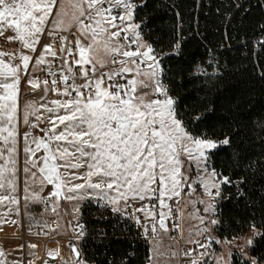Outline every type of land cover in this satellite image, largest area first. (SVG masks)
Returning <instances> with one entry per match:
<instances>
[{"label": "snow or ice", "instance_id": "obj_1", "mask_svg": "<svg viewBox=\"0 0 264 264\" xmlns=\"http://www.w3.org/2000/svg\"><path fill=\"white\" fill-rule=\"evenodd\" d=\"M147 2L0 0V36L11 30L8 41L19 45L11 53L0 51V231L5 224L20 225L22 212L30 233L57 231L63 200L74 202L76 223L67 227L83 241L88 233L80 209L87 202L142 229L148 245L143 264H179L181 258L189 264H264V255L253 254L264 240L255 223L249 225L252 237L243 242L239 236L213 235L212 226L220 223L218 205L227 199L224 186H235L243 198L247 177L232 179L215 168L213 157L230 147L231 139L200 130L212 107L186 112L171 95L162 60L181 55V40L174 41L171 53H162L145 38L147 18L139 11ZM231 2L235 9L243 7L240 0ZM259 6L264 8V0ZM258 32L264 57V23ZM217 63L209 49L192 75L211 80L218 76ZM254 63L264 79V67ZM38 71L48 78L34 76ZM37 91V99L22 103ZM255 127L264 142V122ZM242 165L246 173L256 167L264 174V155L248 162L237 155L235 167ZM38 204L57 216L55 227L37 218L32 207ZM185 222H193L186 237ZM180 240L194 247L180 248ZM224 244L232 245L227 259ZM70 247L74 264H90L78 245ZM48 255L55 260L59 252ZM0 264H7L3 249Z\"/></svg>", "mask_w": 264, "mask_h": 264}, {"label": "trees", "instance_id": "obj_2", "mask_svg": "<svg viewBox=\"0 0 264 264\" xmlns=\"http://www.w3.org/2000/svg\"><path fill=\"white\" fill-rule=\"evenodd\" d=\"M240 2L243 7L235 9L231 0H148L139 11L140 17L147 18L153 46L171 50L174 41L181 40V55H168L162 63L166 84L179 107L195 113L211 106L213 111L200 130L213 138L223 139L227 134L231 139V146L213 157L215 168L232 179L247 177L242 186L246 193L243 198L235 186H224L227 199L218 205L220 223L215 226L216 236L222 239L250 231L252 223L264 230V174L256 167L247 173L243 165L235 167L237 155L245 162L264 155V142L255 135L259 131L255 126L264 122V79L258 77L254 63L256 60L264 67L257 42L264 8L259 6L262 0ZM209 49L218 61L213 66L218 76L211 80L199 74L193 76V66L206 62ZM90 204L82 206L81 219H88ZM90 223L93 235L106 233L104 238L88 240V253L98 264H123L125 259L129 264H143L145 248L139 240L126 236L129 230L123 226L114 229L109 221L94 219ZM97 227L102 231L98 232ZM253 254L264 255V240L257 243Z\"/></svg>", "mask_w": 264, "mask_h": 264}, {"label": "rangeland", "instance_id": "obj_3", "mask_svg": "<svg viewBox=\"0 0 264 264\" xmlns=\"http://www.w3.org/2000/svg\"><path fill=\"white\" fill-rule=\"evenodd\" d=\"M5 35L7 34V36H3L4 40H1L0 42V50H3V52L5 53H11V48H6L5 45L8 44V37L13 36L14 33L11 30H7L4 33ZM34 74V73H33ZM41 93L39 91H37V93L35 94L36 96H39ZM23 97H28V98H33L35 96L33 95H25ZM26 129H21V131H24ZM201 191L198 189V192ZM45 194H47V190L45 192ZM39 204L38 205H33L32 207V211L37 215V218L44 221V222H49L50 220L56 221L57 222V216L55 214H51L50 212H43V215H40V208H39ZM201 207L202 206H198ZM13 219H16V217H12ZM21 224L20 225H13V224H5L2 226V229H10L12 228V231L15 233L20 234L23 230L26 231L27 234H30L32 237H34V239L32 240L34 242V244L32 243V245H36V247L34 249H30L26 248L25 252L23 251V249H20V257L23 260H29L31 262V264H45V261H47V264H53V263H57L59 258H62V263L64 264V262L66 261L67 264H74V257L69 249V247L66 245V243L68 241H71L73 244L78 245L79 241L74 239V235L73 232L70 228L67 227L68 224V219L66 221V219H62L60 220V224L61 227L57 230V231H48V230H44V232H40L39 229H35L32 230V233H39V234H32L29 232L28 227L26 222L24 221V217H23V212L21 213ZM76 221L73 223V225H75ZM22 225V226H21ZM184 231H189V230H185L184 229V225L182 226ZM213 227V235L216 232L215 226ZM62 232H63V236H62ZM47 233V234H44ZM61 233V234H60ZM61 237H58L60 235ZM68 234V238L64 237V235ZM184 235H186L183 232ZM186 237V236H185ZM241 238V242H243L244 240H246L247 238H251L252 237V232L250 231H246L243 234H241L239 236ZM219 238V237H218ZM29 238H27L26 240H28ZM222 239V238H221ZM25 240V241H26ZM37 240H38V250H37ZM56 240V245L55 246V241ZM36 241V242H35ZM181 242H184L183 240H180ZM24 243V242H23ZM24 248V247H23ZM232 245L230 244H224L222 246V255L225 257V259H227L228 253L231 250ZM33 252L34 255H28L29 252ZM51 251H58L59 252V257H57L55 260L51 259L48 255L49 252ZM39 252V253H38Z\"/></svg>", "mask_w": 264, "mask_h": 264}, {"label": "built area", "instance_id": "obj_4", "mask_svg": "<svg viewBox=\"0 0 264 264\" xmlns=\"http://www.w3.org/2000/svg\"><path fill=\"white\" fill-rule=\"evenodd\" d=\"M145 33H146L145 38L149 42H151V40L149 38V28L147 26L145 28ZM254 46L256 49L258 48V45L256 43H254ZM154 48H156V47L154 46ZM156 49L160 50L162 53H171L173 51V48L171 50H162L161 47H158ZM165 57H167V56H163L162 63H163ZM34 76L38 77L40 80L48 78L46 72H39L38 71V72L34 73ZM164 77H165V75H164ZM165 83H166V81H165ZM90 208H92L91 209L92 212H90L91 214L89 215L88 219H86V218L81 219V222L85 224V228H86L88 234L85 236L83 241L78 242L79 243L78 244L79 249L83 251L86 258L90 261V264H98L97 260L88 253V248H89L88 240L89 239L95 240L96 237H98V234L95 236V235H93V232H92V226H91L90 222H91V220H94V219L99 220V221H109L110 226L114 229H118L120 226H123V228L129 230L130 233H129V235H126V236H128L129 238L137 239L141 242V244L145 248V254H144V258H145V256L148 254V245L145 243L143 238L140 236L142 229H140V227L137 226L133 220L128 219L127 217H119L116 214H112L110 211H106L104 209L98 208L95 204H90ZM40 209L43 210L44 206L41 205ZM130 211H131V209H130ZM218 211H219V209H218ZM105 217H107V218L105 219ZM142 223H143V220H142ZM47 224L55 227L56 221L50 220L49 222H47ZM35 229H38V228H33L32 230H35ZM45 230L50 231L49 229H45ZM96 230L98 232H100V231H102V227H97ZM172 235H177V234L172 233ZM19 237L22 239L23 242L27 238H34L30 234H27L26 231H24V230L19 234ZM179 247L184 248V249H188V248L194 247V245L185 244L184 242L179 241ZM129 254H132V252L130 251ZM48 264H50V263H48ZM53 264H55V263H53ZM56 264H59V262H57ZM179 264H189V261L186 258H181L179 260Z\"/></svg>", "mask_w": 264, "mask_h": 264}, {"label": "crops", "instance_id": "obj_5", "mask_svg": "<svg viewBox=\"0 0 264 264\" xmlns=\"http://www.w3.org/2000/svg\"><path fill=\"white\" fill-rule=\"evenodd\" d=\"M3 36H7V34L6 35L4 34V35L0 36V42H1V40H4ZM5 47L6 48H11L12 52L17 51L19 49V45L16 42H14V41L13 42H8V44H6ZM0 51L3 52V50H0ZM145 91H147V89ZM33 96H35V97H33V98L23 97L22 98V103L30 101V100H33V99H37L39 97V96H36V95H33ZM49 98H53V97L50 96ZM41 126L43 127L44 125H41ZM34 134H39L38 130H36L34 132ZM73 203L74 202H67V201H63L62 200L61 201V207L59 209L63 219H66V221L68 219L69 221H72V223L75 222V220H73V217L71 215V213H72V204ZM83 205L84 204L81 205L80 213H81ZM40 206H39V208H40ZM44 211H45L44 209L43 210L40 209L41 213H43ZM189 211H190V209H189ZM65 212H67L68 215H63ZM192 223L193 222H185L183 224L184 225V229L185 230H191ZM169 227H171L170 224H169ZM183 232L186 234L184 236H187L188 231H184L183 230ZM60 234H57V235H60ZM214 235L216 236V233ZM62 236H63V232H62ZM58 237H61V235L58 236ZM64 237L68 238L69 236H68V234H66V235H64ZM33 239L34 238H29L28 240L24 241V243H23L22 239L19 237V234L13 232L12 228H10V229H6V228L2 229V231H0V249H3V251L6 253L7 264H14V262H16V261H19L20 264H29V262H30L29 260L21 259V257H20V249H21V247L20 246L24 245V248H22V249L25 252V250H26L28 245H32V243L34 244V242L32 241ZM54 242H55V246L57 247L56 240ZM37 250H38V240H37ZM58 262H59V264H63L62 263V258H59Z\"/></svg>", "mask_w": 264, "mask_h": 264}, {"label": "water", "instance_id": "obj_6", "mask_svg": "<svg viewBox=\"0 0 264 264\" xmlns=\"http://www.w3.org/2000/svg\"><path fill=\"white\" fill-rule=\"evenodd\" d=\"M71 244H73L71 241H68V242L66 243V245L69 247V249H70V251H71V253H72L73 257H74V254H73V252H72V250H71V247H70Z\"/></svg>", "mask_w": 264, "mask_h": 264}]
</instances>
